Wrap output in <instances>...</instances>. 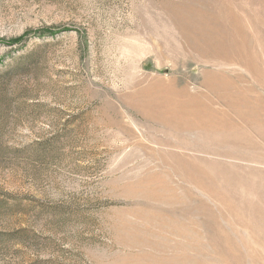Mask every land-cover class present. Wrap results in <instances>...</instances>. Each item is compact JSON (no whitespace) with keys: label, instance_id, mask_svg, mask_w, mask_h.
Segmentation results:
<instances>
[{"label":"rangeland","instance_id":"obj_1","mask_svg":"<svg viewBox=\"0 0 264 264\" xmlns=\"http://www.w3.org/2000/svg\"><path fill=\"white\" fill-rule=\"evenodd\" d=\"M208 72L231 131L151 115ZM0 264H264V0H0Z\"/></svg>","mask_w":264,"mask_h":264},{"label":"bare ground","instance_id":"obj_2","mask_svg":"<svg viewBox=\"0 0 264 264\" xmlns=\"http://www.w3.org/2000/svg\"><path fill=\"white\" fill-rule=\"evenodd\" d=\"M229 37H232V35H228V36L224 37L221 41L211 38L212 40L209 39V42L212 44V46H213V48H215V50L216 49H218L219 51L222 50L221 53L223 55H225V52H226V55L228 56V58L232 57V53L236 49H238L239 50L238 52H242V53H241V55L238 58H235V59L239 60L240 62L246 63L245 65L249 69L254 68L255 67L254 63L253 64L252 63L247 64V61L250 60V53L248 51L244 52V49L241 50L240 47L237 48V47H235V45L233 46L231 43L230 44H226V43L223 42L225 39H227ZM216 53H219V52H216ZM244 55H247L246 61H244V58H245ZM232 58H234V57H232ZM254 59H256V58L255 57L251 58V60L253 62H254ZM255 68L257 69V66ZM206 74H208V75L206 76V78L204 80H205L206 85L208 87V93L207 94L206 93H202V91H193L192 92L186 86L175 87L174 85H171V84L169 86L167 85V86H164V87L160 86V85H157L156 87L152 86L150 88H147L146 91H145V96H146L147 102L149 104V107H148L149 108V112L152 113L151 115H153L159 122L163 123L164 126H167L168 128H171V129H173L175 131L193 132V133L194 132H202V133L212 134V135L213 134H218V135H221V136L224 135V133H227V132L231 131L232 125H231L229 119H226V117L228 115L227 112L222 110V109H220V108H216L215 104L218 103V100H219L221 103L222 102L223 103L227 102L231 107L235 108L236 105L238 104V101L236 99L244 100V95L242 94V91L240 89H238V87L234 84V80H233L234 78L228 77L225 74H220V73H217V72L212 73L211 75H210L209 72L206 73ZM234 110L238 111L239 113H241V112H244L246 109L245 110L234 109ZM221 136H219V137H221ZM209 137H210V135H209ZM226 139L227 138H225V140ZM210 140H211V138H210ZM213 140H214V138H213ZM195 142H197V141L195 140ZM256 155L258 156V154H256ZM201 162H203V161H201ZM218 178H219V176H218ZM226 181L228 182V180H226ZM229 182L231 183V181H229ZM200 187H202V186H200ZM223 193H225V192H223ZM226 194H228V193H226ZM212 196H214V195H211V197ZM212 198H214V197H212ZM231 198H233V197H231ZM217 216H219V215H217ZM222 237H223V235H222ZM229 241H231V240H229ZM218 253H220V252H218ZM225 256H226V254H225Z\"/></svg>","mask_w":264,"mask_h":264}]
</instances>
